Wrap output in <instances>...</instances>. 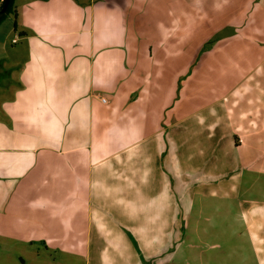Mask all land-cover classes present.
I'll list each match as a JSON object with an SVG mask.
<instances>
[{"label": "crops", "instance_id": "1", "mask_svg": "<svg viewBox=\"0 0 264 264\" xmlns=\"http://www.w3.org/2000/svg\"><path fill=\"white\" fill-rule=\"evenodd\" d=\"M14 9L0 263L264 264V0Z\"/></svg>", "mask_w": 264, "mask_h": 264}, {"label": "rangeland", "instance_id": "2", "mask_svg": "<svg viewBox=\"0 0 264 264\" xmlns=\"http://www.w3.org/2000/svg\"><path fill=\"white\" fill-rule=\"evenodd\" d=\"M9 16H13V13L9 14L7 17H9ZM11 249L17 250V254L14 257V264H55L51 260V256L54 255L55 251H52L51 254L45 255V257L44 256L38 257V253H37L38 248L37 247L34 248L35 253L30 252L24 246L19 247V248L12 247ZM39 251L42 255L45 252V248L40 247ZM7 256H8V253H7ZM9 258H11V257H9ZM0 264H2V263H0Z\"/></svg>", "mask_w": 264, "mask_h": 264}, {"label": "trees", "instance_id": "3", "mask_svg": "<svg viewBox=\"0 0 264 264\" xmlns=\"http://www.w3.org/2000/svg\"><path fill=\"white\" fill-rule=\"evenodd\" d=\"M14 4H15V0H10V4H9L6 12L0 15V25L7 18V16L9 14L16 12L14 9ZM2 5H3V0H0V7H2Z\"/></svg>", "mask_w": 264, "mask_h": 264}, {"label": "water", "instance_id": "4", "mask_svg": "<svg viewBox=\"0 0 264 264\" xmlns=\"http://www.w3.org/2000/svg\"><path fill=\"white\" fill-rule=\"evenodd\" d=\"M9 4H10V0H3V5L2 7H0V15L6 12Z\"/></svg>", "mask_w": 264, "mask_h": 264}, {"label": "built area", "instance_id": "5", "mask_svg": "<svg viewBox=\"0 0 264 264\" xmlns=\"http://www.w3.org/2000/svg\"><path fill=\"white\" fill-rule=\"evenodd\" d=\"M16 41V40H15ZM103 101L106 102V99L103 98Z\"/></svg>", "mask_w": 264, "mask_h": 264}]
</instances>
